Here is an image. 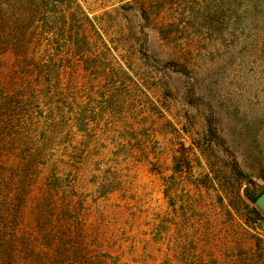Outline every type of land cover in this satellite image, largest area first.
<instances>
[{"label":"rangeland","instance_id":"rangeland-1","mask_svg":"<svg viewBox=\"0 0 264 264\" xmlns=\"http://www.w3.org/2000/svg\"><path fill=\"white\" fill-rule=\"evenodd\" d=\"M57 2L80 34L49 53L68 217L128 264H264V0Z\"/></svg>","mask_w":264,"mask_h":264},{"label":"trees","instance_id":"trees-1","mask_svg":"<svg viewBox=\"0 0 264 264\" xmlns=\"http://www.w3.org/2000/svg\"><path fill=\"white\" fill-rule=\"evenodd\" d=\"M57 1L0 0V264H128L96 249L79 214L68 217L75 207L65 202L66 174L50 150L63 113L49 53L53 37L74 51L80 34L76 10ZM71 126L83 132L79 114ZM263 191L250 181L244 196L252 204ZM249 213L248 225L262 217Z\"/></svg>","mask_w":264,"mask_h":264},{"label":"water","instance_id":"water-1","mask_svg":"<svg viewBox=\"0 0 264 264\" xmlns=\"http://www.w3.org/2000/svg\"><path fill=\"white\" fill-rule=\"evenodd\" d=\"M255 209L264 216V191L255 199L253 203ZM257 228H260V223L257 224Z\"/></svg>","mask_w":264,"mask_h":264}]
</instances>
